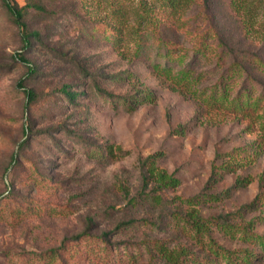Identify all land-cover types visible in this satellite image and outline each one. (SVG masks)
Here are the masks:
<instances>
[{"label": "rangeland", "instance_id": "374dc122", "mask_svg": "<svg viewBox=\"0 0 264 264\" xmlns=\"http://www.w3.org/2000/svg\"><path fill=\"white\" fill-rule=\"evenodd\" d=\"M33 1L24 48L0 0V264H264V0Z\"/></svg>", "mask_w": 264, "mask_h": 264}, {"label": "trees", "instance_id": "16d2710c", "mask_svg": "<svg viewBox=\"0 0 264 264\" xmlns=\"http://www.w3.org/2000/svg\"><path fill=\"white\" fill-rule=\"evenodd\" d=\"M2 5L5 7L6 11L9 13V15L13 18L14 23L16 24V26L19 28V31L21 33V37H22V42H23V47L27 48L29 47L30 44V38L39 36V32L36 30H32V31H28L27 29V24L24 21V15L26 13V10L28 7H35L39 10H44L45 8L43 6H41L40 4H38V2H31V3H27L24 5H18L16 3L11 2V0H1ZM181 5H188V0H164V6L169 7V9L171 10V12H176L178 7ZM264 26V24H263ZM14 58L22 63H24L27 68L29 73L33 74L34 73V68L30 65L29 61L27 58H25L22 54L17 53ZM19 86L23 87V83L22 80L19 81ZM24 93L28 99V101L31 100L32 96H33V91L27 88H24ZM101 91L103 93H105L106 95L110 96V92H108L107 90H102ZM64 94L68 97V99H73L74 98V93L70 92L69 90H64ZM148 94H146V96L144 97V99H147ZM126 101V100H125ZM136 102V101H135ZM132 105V104H131ZM105 151L107 152V154L111 157H114V149L112 148L111 145H106L105 147ZM101 152L100 150L98 151V153ZM153 155H150L148 157V159H150V161H153L152 157ZM147 175L149 178H152L153 180L157 181L158 183H162V184H168V185H176L177 184V180L174 179L171 176H168L165 172L163 171H157L156 168L150 164V166L147 168ZM190 216H192V225L196 230H201L204 229L205 226L202 222H200V220L198 218H193V214L191 212ZM133 222H123L119 225V227H124V226H129L131 225ZM87 237V238H85ZM90 237V238H88ZM90 239L88 244L90 246V249L92 252L94 253H105L107 252L109 246H110V241L108 238H106L104 235H87V236H83L82 233L81 234H77L75 236H73L74 240H82V239ZM259 244L262 247V250H264V240L260 241ZM222 249L223 247L221 246H216L215 247V253H217L218 249ZM160 252L162 253L163 257L166 258L167 263L168 264H183V260L179 257L181 254H187L186 250L184 248H181V250L179 252H176L175 254H173V252H169L166 248H163L162 246L160 247ZM53 258V255H50L47 257V262L46 264H48V261L50 259Z\"/></svg>", "mask_w": 264, "mask_h": 264}]
</instances>
